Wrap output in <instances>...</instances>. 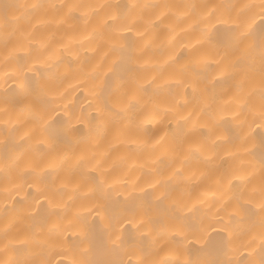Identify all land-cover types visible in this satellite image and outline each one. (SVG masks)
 Segmentation results:
<instances>
[{"label": "bare ground", "instance_id": "6f19581e", "mask_svg": "<svg viewBox=\"0 0 264 264\" xmlns=\"http://www.w3.org/2000/svg\"><path fill=\"white\" fill-rule=\"evenodd\" d=\"M0 264H264V0H0Z\"/></svg>", "mask_w": 264, "mask_h": 264}]
</instances>
